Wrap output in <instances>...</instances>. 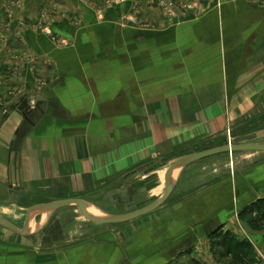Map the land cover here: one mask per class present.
Listing matches in <instances>:
<instances>
[{"label":"crops","instance_id":"0c3cea01","mask_svg":"<svg viewBox=\"0 0 264 264\" xmlns=\"http://www.w3.org/2000/svg\"><path fill=\"white\" fill-rule=\"evenodd\" d=\"M41 3L40 12L80 22H53L44 34L25 28L29 0L10 20L0 0V119L9 110L0 214L19 227L31 207L59 199L111 214L139 209L162 193L177 158L264 143V0H197L170 25L140 0L137 14L152 29L126 23L124 4L102 15L75 0ZM24 96L39 118L12 147L23 116L10 108ZM64 208L38 214L26 236L0 226V264H264L261 151L188 164L162 205L117 226ZM228 239L248 244L241 260Z\"/></svg>","mask_w":264,"mask_h":264},{"label":"water","instance_id":"95a60500","mask_svg":"<svg viewBox=\"0 0 264 264\" xmlns=\"http://www.w3.org/2000/svg\"><path fill=\"white\" fill-rule=\"evenodd\" d=\"M10 109L19 110L23 116V122L21 123L20 127L16 130L14 139L11 142V146L13 147L16 146L17 140L22 136L26 127L28 125H33L36 122V120L39 118V114L32 118L31 114L35 109L33 110V108L28 105L26 96H24L18 104L12 105ZM38 110L41 114L43 108H38ZM7 112H9V110L4 113V117L7 115ZM4 117L0 119V126L4 121ZM237 151L264 152V143L235 144L232 142H228L221 146L194 152L191 154H186L177 158L167 171L165 185L162 193L147 205L127 213L111 214L100 210L86 199L66 198L53 200L46 203H40L31 207L27 211L25 222L22 227H19L18 225H16L15 223L0 214V226L17 234L26 236L33 233L35 228L37 227V225L34 224V219L38 214L43 215V217H45L49 213H52L63 207H78L88 217V220L90 222L98 224L124 223L140 216H143L145 214H148L158 208L160 205H162L164 201L168 198V196L171 194L175 185L177 175L188 164L214 154L222 152L232 153Z\"/></svg>","mask_w":264,"mask_h":264},{"label":"rangeland","instance_id":"374dc122","mask_svg":"<svg viewBox=\"0 0 264 264\" xmlns=\"http://www.w3.org/2000/svg\"><path fill=\"white\" fill-rule=\"evenodd\" d=\"M30 1V7L33 8L32 12L27 11L26 15L24 16L25 19L23 21L25 28L28 27L31 30L37 31V32H42L44 34H49L51 35L52 31L50 29V24L53 22L57 21H69L71 22H80V16L78 14L72 15L71 13H66V12H55L51 11V8H43L40 12V6H42V0H29ZM79 6L84 8L85 6L92 5L93 8L96 9L102 14L105 11V9L112 7V6H117L115 3H113V0H75ZM153 7L159 11L161 14L162 18L164 19L165 23L170 25V24H176L181 22L182 19L176 17L171 20L169 17L171 14H178V13H183L184 11L187 10L186 7L188 6H193V8L197 7L196 1L197 0H151ZM263 0H255V2H258V4H261ZM22 0H5V6L7 8V11H11V15H7V18L10 20L11 17H13V10L18 8L21 4ZM140 0H131L130 2L124 3L129 9L128 13L125 16V21L129 25H132L134 27L142 28V29H152L154 26V22L149 21V20H144L143 18H139V15L137 14V9L139 6ZM254 2V0H253ZM39 7V9H37ZM57 13V14H56ZM75 17V18H74ZM104 17V16H103ZM76 19V20H75ZM1 22V21H0ZM45 25L47 26V30H41V26ZM66 208V207H65ZM64 208V209H65ZM68 208V207H67ZM72 210H76L78 213L80 219L79 220H84L85 222H90L88 220V217L79 209L78 207H71ZM67 212V211H65ZM69 214V213H68ZM98 227L103 228V226H117V224H98L94 223ZM17 224V223H16ZM120 224V223H119ZM18 225H21V221L18 222ZM259 224L254 223V226H258ZM23 226V225H22ZM42 252L43 248L40 246H37L35 248V251L37 252ZM45 250V249H44ZM242 255L238 254L237 260H241L243 255V251H241ZM15 256V255H14ZM15 259V258H14ZM244 259V258H243ZM254 262L256 261L255 257H253ZM3 262V260H2Z\"/></svg>","mask_w":264,"mask_h":264},{"label":"built area","instance_id":"2783aa9c","mask_svg":"<svg viewBox=\"0 0 264 264\" xmlns=\"http://www.w3.org/2000/svg\"><path fill=\"white\" fill-rule=\"evenodd\" d=\"M131 0H113L112 2L115 3L116 5H121V4H124V3H127V2H130ZM187 10L184 11V14L183 13H178L177 15L176 14H171L169 17L172 19L178 17L180 19H184L188 16V13L191 12L192 10H194L193 6H188L186 7ZM41 30H47V26L45 25H42L41 27ZM230 154V153H229Z\"/></svg>","mask_w":264,"mask_h":264},{"label":"trees","instance_id":"16d2710c","mask_svg":"<svg viewBox=\"0 0 264 264\" xmlns=\"http://www.w3.org/2000/svg\"><path fill=\"white\" fill-rule=\"evenodd\" d=\"M254 208V207H253ZM248 244H245L244 242H235L234 240H226L225 246L227 249H233V247L237 250L236 256L241 252H245V249ZM248 250V248L246 249Z\"/></svg>","mask_w":264,"mask_h":264}]
</instances>
